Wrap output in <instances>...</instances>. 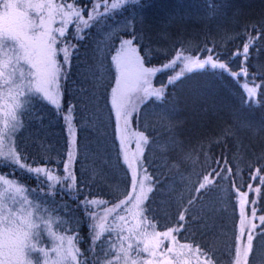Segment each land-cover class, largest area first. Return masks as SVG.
Instances as JSON below:
<instances>
[{"label": "trees", "instance_id": "trees-1", "mask_svg": "<svg viewBox=\"0 0 264 264\" xmlns=\"http://www.w3.org/2000/svg\"><path fill=\"white\" fill-rule=\"evenodd\" d=\"M98 1L104 2L68 0L85 19ZM81 37L65 78V56L57 44L62 67L59 108L34 100L21 117L22 127L5 141L27 166H46L60 179L68 152L64 114H70L75 130L74 196L63 193L61 181L49 182L27 167L0 163V174L25 186L58 217L54 229L74 237L78 264H107L114 258L117 239L108 232L95 239L99 229L94 226L101 219L107 227L127 206L116 204L133 194L132 171L125 163L111 104L118 75L112 57L122 41L132 37L149 67L168 63L179 51L211 55L227 70L191 71L167 85L163 100L134 98L137 110L129 118L128 131L148 138L142 161L152 191L145 216L158 231L183 224L175 237L198 247L213 264L236 262L244 214L250 219L264 216V181H257L260 176L264 180V0H136L99 18ZM250 37L255 43L243 61L233 54L242 51ZM242 67L259 83L256 99H249L242 77L233 75ZM175 75L176 70L168 68L158 72L152 84H167ZM205 176L213 182L199 189ZM184 209L186 219L181 222L178 215ZM251 220L255 227L249 228L253 240L247 264H264V222ZM247 234L239 240V264H244Z\"/></svg>", "mask_w": 264, "mask_h": 264}, {"label": "snow or ice", "instance_id": "snow-or-ice-1", "mask_svg": "<svg viewBox=\"0 0 264 264\" xmlns=\"http://www.w3.org/2000/svg\"><path fill=\"white\" fill-rule=\"evenodd\" d=\"M104 2L107 5V0ZM121 3L123 0H113L111 8H118ZM65 6L69 11H65ZM96 8H99V4L96 5ZM3 9L4 11L0 13V123H2V127H0V163L17 165L21 169L27 167L28 172L44 176L49 182L56 180L59 183L60 179L55 177L46 166H27L13 147L6 146L5 141H11L12 135L22 127L21 117L28 111L34 100H44L59 108L58 92L62 67L57 61V44L60 38L66 35L70 16H74L79 21V24L76 25L78 29L81 24L84 28L89 27V22L94 17L89 14L85 19L81 15V11L74 8L68 0H63L61 3H57L56 0H34V2L24 4L5 2ZM134 39L135 37L123 40L120 48L112 57L118 75L115 77V87L112 89L111 104L115 112L121 145L126 146L130 143L131 136L136 137L135 156L142 152L141 144H147L148 138L142 132L130 134L128 131L129 118L137 110V105L133 102L134 98L148 100L155 97L157 100H163L167 85L175 83L182 73L170 76L167 84L154 87L152 78L158 72L173 67L177 60L181 59L180 54L177 53L173 60L159 67H149L145 65V59L141 57L137 47L134 46ZM59 51L65 53L64 64H67L68 49L64 47ZM208 52H211V49H208ZM248 52L249 44L245 43L242 52L237 50L233 55L243 56L246 60ZM185 59L184 67L187 71H192L194 67L204 68L206 64H210L213 69L217 67L226 69L225 63L219 61L213 63L211 55L198 64V57L197 60ZM233 75L237 74L233 73ZM239 75L247 77L246 68L242 67ZM242 87L249 94H254V89L249 87L247 80ZM65 119L68 118L65 117ZM72 160L73 154L69 151L68 162L64 165L67 175L63 179L68 180L70 177L74 184L75 176L69 170ZM125 163L132 170L131 185L132 190L136 191L134 161L129 162L126 153ZM227 171L230 173L231 168H228ZM215 175L219 176L220 172L216 171ZM209 176L204 177V182L199 185V189H203L207 184L213 182ZM49 186L53 187L51 184ZM249 187L251 188V185ZM147 191H151V188H148ZM256 191L259 192V188ZM29 192L30 190L22 184L0 176V264H32L34 259L36 264H40L41 260L44 261V264H77L79 249L76 248L74 239L70 235L52 230L53 222L59 224L58 217H53L50 210L43 207L42 202L30 198ZM146 198L145 187L141 181L139 192L135 197L128 194L127 199L121 200L115 206L120 208L122 205H127L129 201H133L132 207L136 209L134 213H131L133 221L130 223L124 215H119L116 217V221L122 223L114 222L113 225L106 227L104 222H100L94 226L95 229H99L95 231V239H99L105 231L109 233L115 232L117 229L120 232L126 231L128 235H121L120 241H127V248L121 243L116 259H120L119 253L122 252L125 264H128L129 256L133 250L137 255L144 252L148 253L150 257H156L159 251V264H172V260L166 256V253H172L173 248L169 246L161 251L163 244L161 237L168 240L170 244L178 243L173 233L178 228H183V224L170 227L167 230L155 231V223L150 221L140 208L141 201ZM125 211H129V209L125 208ZM186 212L187 209H184L179 213V221H185ZM252 216H255L254 210ZM104 219L106 220V217ZM259 219L264 222V216ZM254 227L255 225H253ZM43 228L47 229L46 234L51 238L49 247L39 244ZM244 236L243 221H241L240 237ZM252 240L253 235L249 231L242 250L244 264H247V257L252 251ZM132 241H135V245ZM113 247L115 246L113 245ZM180 247L189 250L192 248L186 243ZM236 249L237 264H239L241 256L239 238ZM196 251L199 252L200 249L197 247ZM33 252H39L41 255L33 257ZM51 253H55L54 258ZM131 264H138V261L132 260ZM145 264H152V260L146 261Z\"/></svg>", "mask_w": 264, "mask_h": 264}, {"label": "rangeland", "instance_id": "rangeland-1", "mask_svg": "<svg viewBox=\"0 0 264 264\" xmlns=\"http://www.w3.org/2000/svg\"><path fill=\"white\" fill-rule=\"evenodd\" d=\"M134 1H136V0H123V3H121L120 7L116 8V9H112L111 8V4H112L113 0L107 1V5H105V2H101V1L96 2L95 5H94V9L91 10V12H90V14H92L93 17H94L93 20H91L89 22L90 26L95 21H97L99 18H101L102 16L117 12V11L121 10L123 7H125L126 5H128V4H130V3L134 2ZM5 2H12V3H16V4H24V3L34 2V0H0V13H2L4 11L3 3H5ZM56 2L57 3H61V2H63V0H56ZM97 4H99V8H96ZM73 7L77 8L74 4H73ZM105 8H107V11H105ZM65 11H69V9H67L66 6H65ZM57 20H59V17H57ZM69 20H70V23H69L68 27L66 28V35H65V37L60 38V40L58 42V44L60 45L61 48L66 47L68 49V52H67L68 63L65 64L64 78H65L66 72H67V70L69 68L71 53L74 50V48L76 47L77 41L82 36V34L85 32V30L90 27L89 26L87 28H84V26L81 24L80 28L78 29L76 25L79 24V21L74 16H70ZM67 33L71 34L70 38L67 37V35H68ZM61 42H66V43L65 44H61ZM247 43L249 44V51H250V49L254 46L255 40L254 39H250V40L247 41ZM178 53L180 54L181 59L177 60L176 64L173 67H170V68H173V69L176 70V75L182 73V75H180V77H182L183 75L191 72V71H187L185 69V67H184V64L186 62L185 58H187V60L190 61V60H197V57H198L199 58L197 60V64H198L199 62L204 61V60H206L209 57V56H204V57L188 56L187 54L184 53V51H179ZM248 54H249V52H248ZM64 56H65V53H64ZM240 57H241V59L243 61H245L243 56H240ZM64 60H65V58H64ZM217 61H219V60L212 56V62L216 63ZM219 62H221V61H219ZM202 69H213V68L211 67L210 64H206L204 68L194 67L192 71L202 70ZM214 70L226 71L227 68L226 69H220V68L217 67ZM240 71L238 73H236L237 75H235V76L242 77L244 82H245V80H247V83H248L249 87L254 89V94H249L247 92L248 93V97H249L250 100L251 99H256V97L258 96V92H259V83H258V81H256L255 77H253L249 73H247V77H245L243 75H239ZM60 98H61V92H60V89H59L58 102H59ZM65 117H67L68 119L66 120ZM64 120H65L66 132H67V136H68V152H67V157L65 159L64 165H65V163L68 162V153H69V151H71L72 154H73V160H72L71 164L69 165V170L75 176V174H74V165H75L74 137H75V130H74L73 125H72V119H71V115L70 114H64ZM134 138H135V136H131L130 143L123 147V156H124V159H125V153H126L127 156H128L129 162H133L134 161V167H135V170H136L137 187H136V191H133V194H132L133 197H135V195L139 192L140 182L142 181L143 184H144L145 193H146V197L147 198L143 199L141 201V204H140V208H141V210L144 213L145 203H146V201L148 199L149 194L152 191V182H151V177L147 173V170L145 169V167L143 166V161H142L143 154H144V151H145V144H143V143L141 144L142 152L141 153H137L134 156V153H136V140L134 141L133 140ZM66 175H67V173H65L64 167H63V175L60 177L61 186L63 187V193L66 196H68V197H70V196L73 197L74 196V191H75V183L73 184L71 182V178L70 177H69L68 180L63 179V177L66 176ZM0 176L4 177L5 179H11V178H8V177L3 176L1 174H0ZM12 180H14V179H12ZM14 181L18 182L16 180H14ZM257 181L260 182V183L263 182L264 181L263 177L260 176V179H257ZM148 188H151V191H147ZM30 193L31 192H29V196H30V198H32L31 197L32 194H30ZM50 193H52V192H50ZM93 204L95 206L102 205V203L100 201H95ZM132 204H133V201H129V203L125 207V208H128L129 211L126 212L125 208H124L122 211H120V213L117 216L124 215L126 220H128L131 223L133 221V217H132L131 213H134L136 211V209L132 207ZM144 215H145V213H144ZM91 216H93V215H91ZM117 216H115L110 221L108 226L113 225L114 222L122 223V222L116 221V217ZM251 219H253V221H255V220L258 221V224L255 223L257 225H259V222H261L260 219H258V218H251ZM251 219L248 216V214H246V213L244 214V217L242 218L243 230H244L245 234H247L248 231H249V228L253 226V222H252ZM100 222H102L101 219H99L97 221V224L100 223ZM52 230L56 231L54 229L53 225H52ZM155 231H158V228L155 227ZM238 231H239V234H240L241 226L238 228ZM105 232H107V231H105ZM46 233H47V229L43 228L41 230V239L39 241L40 246L49 247L50 244H51V238ZM60 234H62V233H60ZM111 234L114 235V237H115V239H117V241H116V244L114 243L115 247H112V249L115 250V254H114V258L110 262H111V264H125V259H124V256H123L122 252L119 253L120 259H116V256H117V252H118V250H119V248L121 246V243H123V246L125 248H127V243L128 242L127 241H124V242L120 241V236L121 235H128V233L126 231L125 232H120L119 229H117V231L111 232ZM173 235H174V233H173ZM72 238L74 239V237H72ZM161 239L163 240L161 251H163L164 249H167L169 246H171L173 248V252L172 253H166V256L172 260V264H213V262L211 261L210 258H208V257H206V255H203L202 253H200V251L197 252L196 251L197 248H194L193 246H192L191 250H189L187 248L182 249L180 247V245L185 244V243L180 242L177 238H176V241H178V243H176V244H170L169 241L168 240H164L163 237H161ZM239 240H242V237H240ZM74 243H75L76 248H78L77 245H76L75 239H74ZM132 243L135 245V241H132ZM141 247H142V245H141ZM40 255L41 254L39 252H33L32 253L33 257H37V256H40ZM51 256H52V258H54L55 257V253H51ZM132 260H137L138 264H145V262L148 261V260H152V264H159L160 252L158 251L156 257H150L148 253H144V252H140L137 255L135 250H133V252L129 256L128 264H131ZM110 262H108L107 264H110ZM32 264H36V260L35 259L33 260ZM40 264H44V261L41 260ZM77 264H78V262H77ZM233 264H237V259H236V262H234Z\"/></svg>", "mask_w": 264, "mask_h": 264}]
</instances>
